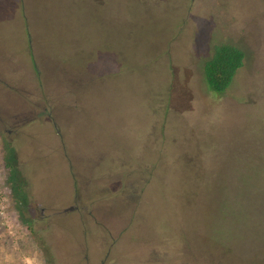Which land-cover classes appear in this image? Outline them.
Listing matches in <instances>:
<instances>
[{
    "label": "rangeland",
    "instance_id": "rangeland-1",
    "mask_svg": "<svg viewBox=\"0 0 264 264\" xmlns=\"http://www.w3.org/2000/svg\"><path fill=\"white\" fill-rule=\"evenodd\" d=\"M0 67V264H262L264 0H0Z\"/></svg>",
    "mask_w": 264,
    "mask_h": 264
},
{
    "label": "trees",
    "instance_id": "trees-1",
    "mask_svg": "<svg viewBox=\"0 0 264 264\" xmlns=\"http://www.w3.org/2000/svg\"><path fill=\"white\" fill-rule=\"evenodd\" d=\"M245 59V51L236 45L220 44L215 47L212 58L205 64V78L214 95L221 96L229 89L237 73L244 66ZM261 254L263 259L251 257L250 260L264 264V252Z\"/></svg>",
    "mask_w": 264,
    "mask_h": 264
},
{
    "label": "flooded vegetation",
    "instance_id": "flooded-vegetation-1",
    "mask_svg": "<svg viewBox=\"0 0 264 264\" xmlns=\"http://www.w3.org/2000/svg\"><path fill=\"white\" fill-rule=\"evenodd\" d=\"M21 2H22V6H23V0H21ZM23 14H24V12H23ZM29 38L28 39H31V37H30V32H29V30H28V28H27V34H26ZM31 41V40H30ZM1 70H5V69H2L1 67H0V71ZM0 82H1V85L0 86H2V87H8V85L6 84V82H7V80H3L1 77H0ZM7 108V109H6ZM18 108H16V109H14V110H12V108H10V110H9V108H8V106H6V107H4L2 110H0V114H3L2 116H0V118H6L8 115L10 116V118L9 119H11L12 121L14 120H20V119H23L24 118V116H25V112L23 113L22 111H19V110H21V109H18ZM51 114H52V112H51ZM5 115V116H4ZM27 115V114H26ZM50 115V114H49ZM76 209H78L77 208V206H72V207H68V208H66V209H64V210H60V213H56L57 215H59V214H61V213H63V212H65V211H69V210H76ZM56 215V216H57Z\"/></svg>",
    "mask_w": 264,
    "mask_h": 264
}]
</instances>
